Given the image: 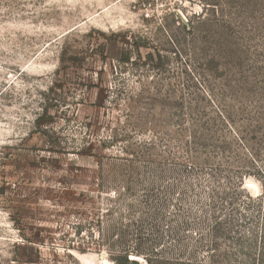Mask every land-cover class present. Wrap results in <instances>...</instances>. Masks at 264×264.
<instances>
[{
  "label": "rangeland",
  "instance_id": "rangeland-1",
  "mask_svg": "<svg viewBox=\"0 0 264 264\" xmlns=\"http://www.w3.org/2000/svg\"><path fill=\"white\" fill-rule=\"evenodd\" d=\"M263 197L264 0H0V264H244Z\"/></svg>",
  "mask_w": 264,
  "mask_h": 264
},
{
  "label": "trees",
  "instance_id": "trees-1",
  "mask_svg": "<svg viewBox=\"0 0 264 264\" xmlns=\"http://www.w3.org/2000/svg\"><path fill=\"white\" fill-rule=\"evenodd\" d=\"M264 198V197H263ZM254 202H261V199H257ZM252 206H244L242 211L244 214L242 216L247 218V211L250 210ZM246 213V214H245ZM250 217V215H249ZM248 236L240 235L239 237L249 238V241L252 243L246 248V253L243 257L244 264H264V225L257 231L250 230L247 232ZM254 252H257L254 254ZM114 264H141L139 261L129 258V254L125 253L113 258ZM145 264H169L165 259L158 256H151L145 258Z\"/></svg>",
  "mask_w": 264,
  "mask_h": 264
},
{
  "label": "bare ground",
  "instance_id": "bare-ground-1",
  "mask_svg": "<svg viewBox=\"0 0 264 264\" xmlns=\"http://www.w3.org/2000/svg\"><path fill=\"white\" fill-rule=\"evenodd\" d=\"M247 185H249V184H247ZM254 186V185H253ZM251 187V186H250ZM255 189V188H254Z\"/></svg>",
  "mask_w": 264,
  "mask_h": 264
}]
</instances>
